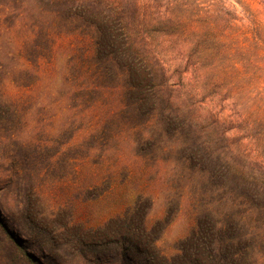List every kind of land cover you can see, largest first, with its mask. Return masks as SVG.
Instances as JSON below:
<instances>
[{"label":"rangeland","instance_id":"rangeland-1","mask_svg":"<svg viewBox=\"0 0 264 264\" xmlns=\"http://www.w3.org/2000/svg\"><path fill=\"white\" fill-rule=\"evenodd\" d=\"M42 9L45 5L34 0H0V41L12 35L29 38L32 33L41 32L35 27L47 26L40 19ZM227 15L232 17L231 13ZM70 32L65 28L54 33L68 36ZM71 39L61 45L58 55L53 53V47H36L39 52L52 51L54 57L40 70L37 83L26 90L9 80L22 83L27 67L13 66L12 60L0 63V229L3 226L7 230L5 234L1 230V235L5 240L8 236L16 239L20 253L27 254L32 264H155V257L158 262L162 257L171 258L178 249L186 247L193 228L203 217L199 208H193V195L185 188L186 165L174 162L177 157H187L180 143L181 134L163 133L161 138L154 135L146 141L144 138L151 136V131H127L106 143V132L91 127L95 113L84 105L75 108L81 101L73 95L78 94L74 90L78 83L68 78L71 70L67 57L82 47L74 45L73 40L69 42ZM38 41L42 42L40 36ZM26 43L23 54L34 49L30 40ZM9 44L10 40L3 47L9 48ZM3 59L7 60L6 54ZM39 69L31 71L35 74ZM248 70L245 66V74ZM7 93L9 98L15 97L16 103L7 101ZM105 104L112 105L108 101ZM163 145L174 150L165 155L156 153ZM90 146L96 151L91 152L88 167L97 169V173L106 171V177L96 190L83 191L81 195L71 193L70 187L77 183L71 174V157L88 155ZM189 147L197 149L196 144L189 143ZM136 152L147 154V158H135ZM117 169H121L115 175L117 183L125 180L128 171L134 173V178L107 192L114 182L107 176ZM18 170L21 172L17 173ZM63 175L65 185L60 190L55 187ZM81 181L93 183L88 176ZM48 189L55 190L54 197H64L63 204L56 202L53 207ZM77 196L87 204L82 206V219L75 223L72 211ZM97 197L101 199L91 201ZM216 206L223 209L222 205ZM135 210L140 214L130 219ZM119 212L123 213L120 219ZM144 217L147 235L156 241L155 246H140L133 236L124 234L125 220L140 227ZM225 250L231 251L232 247ZM8 252L0 245V264H10ZM259 258L256 254L258 264H263Z\"/></svg>","mask_w":264,"mask_h":264},{"label":"trees","instance_id":"trees-1","mask_svg":"<svg viewBox=\"0 0 264 264\" xmlns=\"http://www.w3.org/2000/svg\"><path fill=\"white\" fill-rule=\"evenodd\" d=\"M34 1L45 5V9L40 10L39 14L47 26L41 24L43 27H35L41 29V32H36L35 35L32 33L29 37L34 49L23 54L24 61L31 69L40 67L38 61H43L45 67L54 57L53 53L39 52L36 47L41 44L52 48L53 36L62 40L63 45L72 38L69 42L73 40L74 45L81 46L80 51L67 57V66L71 70L68 78L73 83H78L74 89L78 94L73 95L76 100L81 101L75 108H82L84 105L86 110L95 113V123L91 127L106 132V143H110L112 138L118 139L120 134L127 131L136 134L151 131V136L144 138L146 141L151 140L154 135H157V139L161 138L163 133L181 134L180 143L185 147L187 157L184 160L183 157H177L174 162L186 165L185 188L193 195V208H199L203 217L193 228L186 247L178 249L177 255L171 258L162 257L160 262L155 257L152 259L154 263L258 264L257 254L264 264V172L248 167L242 153L233 154L231 149L235 141L224 138L226 127L209 132L210 125L200 122L195 116L189 117L184 112L183 104L176 103L180 93L173 91L182 87L179 69L169 74V70L164 69L156 59L159 53L152 47V42L160 35L173 34L179 25L174 21L157 22L154 25L147 23L141 18V10L135 7L136 0ZM160 2L161 0H156V3ZM186 2L194 3V0ZM189 9L187 14L191 17L195 14V9ZM65 28L71 30L68 36L54 33ZM39 36L42 42L38 41ZM31 69L24 68L26 76L22 83L9 82L22 90L33 87L38 81V75ZM40 70L41 68L38 72ZM1 89L6 93L3 85ZM8 96L7 93V101L16 103L15 97ZM107 101L112 105H104ZM189 143L196 144L197 149H191ZM163 146L156 153L165 155L174 150ZM94 150L90 146L88 155L76 154L71 157V174L74 176L73 181L77 180L70 187L71 193L80 192L81 195L83 191L96 190L99 182L106 177V171L105 174L97 173V169L88 167L90 154ZM134 157L143 161L147 154L136 152ZM160 160H165V157ZM119 170L121 169L108 174L107 178L114 179V182L107 192L124 186L134 178V173L128 171L125 180L117 183L115 175ZM84 176H88L93 183H81ZM65 178L66 175H63L55 188L62 190ZM54 191H47L53 207L56 202L63 204L66 200L64 197H54ZM104 194L106 193L103 196ZM99 199L101 198L97 197L91 201ZM85 202L87 201H79L78 196L76 197L72 211L75 223L82 219V206L87 204ZM216 204L222 205L223 209ZM121 214L123 213L119 212V219L123 217ZM138 214L140 211L135 210L130 219ZM125 221V235L133 236L135 243L140 246H155L156 241L147 235L149 230L145 217L140 227L130 224L131 220ZM1 230L4 234L7 230L3 226L0 229V245L9 251L10 264H32L27 254L20 253L19 242L8 235L5 240ZM105 237L109 238V235ZM227 246L232 247V250H225ZM227 260L229 263H225Z\"/></svg>","mask_w":264,"mask_h":264},{"label":"clouds","instance_id":"clouds-1","mask_svg":"<svg viewBox=\"0 0 264 264\" xmlns=\"http://www.w3.org/2000/svg\"><path fill=\"white\" fill-rule=\"evenodd\" d=\"M135 7L149 24L179 25L152 42L159 64L169 74L180 71L176 103L210 125L209 132L226 127L224 138L235 141L233 154L242 153L248 167L264 172V0H136ZM189 8L195 9L191 17ZM52 39L58 55L63 41ZM9 40V48L3 47ZM26 42L29 38L14 35L0 41V63L12 60L13 66L30 68L23 59ZM38 65L43 70V61Z\"/></svg>","mask_w":264,"mask_h":264}]
</instances>
